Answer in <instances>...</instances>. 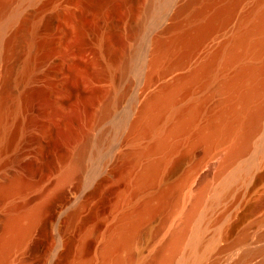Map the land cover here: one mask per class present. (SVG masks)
I'll use <instances>...</instances> for the list:
<instances>
[{
  "label": "rangeland",
  "instance_id": "1",
  "mask_svg": "<svg viewBox=\"0 0 264 264\" xmlns=\"http://www.w3.org/2000/svg\"><path fill=\"white\" fill-rule=\"evenodd\" d=\"M189 1H10L6 18H14L0 38V54L8 55L0 58V184L15 180L18 187L0 196V226L11 207L29 204L39 212L26 242L18 243L3 264H51L62 252L69 260L81 251L83 259L95 257L100 235L117 213L119 193H131L127 177L136 170L133 155L152 142L133 127L150 97L205 59L258 0H241L229 24L197 51L188 66L161 76L151 66L155 43L170 38L171 27L185 23L190 11H179ZM216 85L215 81L198 85L184 101L204 100L200 124L219 108L223 97L214 91ZM86 144L84 161L75 168L76 152ZM263 144L264 118L248 152L217 181L214 175L228 144L210 153L202 145H182L172 155V160L182 162L171 181L193 177L180 194V207L167 221L166 213L160 212L143 222L142 244L133 250L139 260L135 264L149 261L164 245L181 220L187 190L202 175H209L211 183L199 209V215L208 219L206 245L200 260L193 262L264 264V251L258 252L264 248ZM247 164L253 166L248 175L224 201L210 207L213 192ZM144 196L139 193L135 199ZM181 257L182 253L173 264H181Z\"/></svg>",
  "mask_w": 264,
  "mask_h": 264
},
{
  "label": "bare ground",
  "instance_id": "2",
  "mask_svg": "<svg viewBox=\"0 0 264 264\" xmlns=\"http://www.w3.org/2000/svg\"><path fill=\"white\" fill-rule=\"evenodd\" d=\"M10 1L0 0V38L14 18L13 15L6 18ZM240 2L241 0L187 2L179 11H190L185 23L171 27L170 38L156 41L152 68L159 70L161 76H165L175 69L188 66L197 51L229 24ZM3 20L4 23H1ZM5 41V46L11 43L7 42L8 39ZM7 56L4 51L0 54V58ZM229 70L232 72L228 73ZM211 81L216 82L214 91L223 98L219 108L207 116L204 124H200L204 100L193 99L188 103L184 101L196 86H206ZM263 118L264 0H258L241 17L231 35L210 51L205 59L186 73L165 82L150 97L141 119L133 127L140 136L151 137L152 142L138 149L133 155L132 164L136 166V170L131 178L127 177L131 179V193H119L117 213L115 212L112 223L100 235L101 245L95 257L83 259L81 251L74 259L70 257L72 260H69L67 253L62 252L51 264L138 263V257L133 254V250L142 244L144 233L141 225L160 212L166 213L167 221L171 213L180 207V194L187 189L193 177L190 173L192 176L182 181H171L182 162V158L172 160V155L184 144L188 147L202 145L208 153L217 146L228 144L214 175V181H217L248 152L253 137L261 129ZM87 149L88 144L76 152L72 164L75 168L82 165ZM260 149L264 151V144ZM169 164L171 166L165 173ZM252 167V164L244 165L229 175L213 192L209 206L224 201ZM208 176H200L187 190V205L181 209L180 222L169 233L168 239L155 256L141 264H173L181 253V264H195L193 261L199 259L198 256L202 253L200 251L206 245L204 231L208 219L206 215H199V209L206 203V196L210 191ZM16 183L14 180L0 184V196L13 192L18 187ZM139 193H144L145 196L136 200L135 196ZM25 206L8 208L7 216L3 217L0 226L3 232L0 237V264L8 260L18 243L26 242L25 239L32 232L33 225L36 226L39 209L35 206L31 209L29 204ZM224 234L226 233L221 236ZM210 242L208 243L211 245ZM263 251L264 248L258 252Z\"/></svg>",
  "mask_w": 264,
  "mask_h": 264
}]
</instances>
